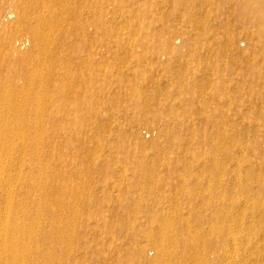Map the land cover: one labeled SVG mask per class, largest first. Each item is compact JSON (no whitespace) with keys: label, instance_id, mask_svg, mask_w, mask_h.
I'll return each instance as SVG.
<instances>
[{"label":"rangeland","instance_id":"obj_1","mask_svg":"<svg viewBox=\"0 0 264 264\" xmlns=\"http://www.w3.org/2000/svg\"><path fill=\"white\" fill-rule=\"evenodd\" d=\"M0 15V96L19 111L0 116L29 125L10 170L27 262L264 264V0H0Z\"/></svg>","mask_w":264,"mask_h":264},{"label":"bare ground","instance_id":"obj_2","mask_svg":"<svg viewBox=\"0 0 264 264\" xmlns=\"http://www.w3.org/2000/svg\"><path fill=\"white\" fill-rule=\"evenodd\" d=\"M23 1V0H22ZM33 1V0H32ZM26 2V1H25ZM29 3V2H28ZM31 3V2H30ZM20 4V3H19ZM21 4H23V2H21ZM24 5V4H23ZM27 5V4H26ZM34 6V5H33ZM23 6H21V9L20 10H22L23 8H22ZM29 7V6H28ZM30 9L32 8V3H31V6L29 7ZM33 9V8H32ZM31 9V10H32ZM28 10V9H27ZM31 12H33V11H31ZM31 12H27L26 13V11L25 12H21L22 14H21V20H23V21H28L29 23H28V25H29V27L31 28V30L33 31V33H34V38H35V41H36V44H38V46H39V44H41L40 42L42 41V46L45 44V43H50V40L53 38V35H52V37H50L51 39L49 40V42H47V40H45L46 38H49L48 36L51 34V33H53V32H51L50 34L48 33L47 34V37L45 36L46 34V22H48V21H46L45 20V18L42 16V17H39L40 15V13L41 12H39V16H37V20H36V25H33L32 24V21L30 20V18H29V15L28 14H30ZM43 14V13H42ZM44 15V14H43ZM1 17H2V15H0V24H1ZM19 17V18H20ZM44 18V19H43ZM48 19V18H47ZM49 20V19H48ZM22 21V22H23ZM46 21V22H45ZM52 22V21H51ZM8 24V23H7ZM47 26H49L48 24H47ZM17 27V26H16ZM51 27V26H50ZM48 28V27H47ZM46 31H45V30ZM50 31H53L52 29L50 30ZM49 31V32H50ZM48 32V31H47ZM18 33L16 32V35H17ZM15 38H16V36H15ZM14 40V39H13ZM16 40V39H15ZM44 40L46 41L45 43H44ZM8 41H10V40H8ZM38 41V42H37ZM9 43V42H8ZM14 43H15V41H14ZM44 43V44H43ZM51 43H52V40H51ZM4 43H2V45H3ZM46 45V44H45ZM45 45H44V47H45ZM48 45V44H47ZM46 45V46H47ZM51 45H53V43L51 44ZM51 45H50V47H51ZM8 47H9V45H7ZM0 47H2L1 45H0ZM36 47V46H35ZM54 47V46H53ZM38 48V47H37ZM40 48V47H39ZM47 48H49V47H47ZM52 48V47H51ZM35 49V48H34ZM41 49H45V48H41ZM41 49H39V51L41 52ZM36 50V49H35ZM50 50H52V49H50ZM45 51L46 50H44V51H42V52H44V54H46V55H44V56H46V57H44V56H42V57H44V58H48V57H52V58H55L56 56H55V54L53 53V52H55L56 51V49H55V51L53 50V52H52V54H50V56H48L47 57V52L48 51H46V53H45ZM51 52V51H50ZM49 52V53H50ZM34 53V52H33ZM37 53V52H36ZM35 53V54H36ZM41 54V53H40ZM37 55V54H36ZM35 55V56H36ZM55 56V57H53V56ZM59 55V54H58ZM32 57H34V56H32ZM50 57V58H51ZM37 59V58H36ZM38 59H40V58H38ZM42 59V58H41ZM40 59V60H41ZM35 60V59H34ZM40 60L39 61H36V62H40ZM49 59H47V61H48ZM51 60H53V59H51ZM64 60V59H63ZM41 61H46L45 59H43V60H41ZM50 61V60H49ZM2 62V61H1ZM31 62V61H30ZM33 62V61H32ZM36 62H34V65H35V63ZM57 62V61H56ZM29 63V62H28ZM27 63V64H28ZM41 63H44V62H41ZM46 63L47 62H45V66H46ZM40 63H38V65H39ZM48 64V63H47ZM51 64V63H50ZM50 64H48V65H50ZM56 64V63H55ZM54 64V65H55ZM5 65V64H4ZM33 65V64H32ZM33 65V66H34ZM43 65V64H42ZM43 65V66H44ZM47 65V66H48ZM51 65H53V64H51ZM50 65V66H51ZM32 66V67H33ZM36 66V65H35ZM34 66V67H35ZM36 67H38V66H36ZM36 67L34 68V70L33 69H30V70H32V72H31V74H30V72H29V78L28 79H31V81H32V83H36V84H38V88H40L41 87V89L40 90H44V92H48L49 91V89L50 88H45V86H44V82H43V78H42V76H43V73H46V72H43V71H45V70H43V71H41V72H43L42 73V76H41V73H40V71H36ZM5 68V67H4ZM31 68V67H30ZM39 68V67H38ZM52 68V67H51ZM50 68V69H51ZM43 69V68H42ZM49 69V70H50ZM55 69V68H54ZM41 70V69H40ZM51 71H52V69H51ZM50 71V72H51ZM40 74H39V73ZM53 73H54V71H53ZM3 74V73H2ZM25 74V73H24ZM49 74V73H48ZM26 75V74H25ZM47 75V74H46ZM45 75V76H46ZM51 76H53V75H51ZM51 76H49V77H51ZM28 77V76H27ZM44 77V76H43ZM65 77H66V75H65ZM47 78H48V76H46V79L45 80H47ZM52 78V77H51ZM54 78H52V80H53ZM61 79V78H60ZM65 79V78H64ZM27 80V79H26ZM49 80V79H48ZM27 81H29V80H27ZM31 81L30 82H28L29 84H27V82L25 81V83L27 84V86H30L31 84ZM44 83V84H43ZM35 84V85H36ZM48 84H50V80H49V82H48ZM47 84V86H49ZM12 85V84H11ZM52 85V84H51ZM6 86V85H5ZM40 86V87H39ZM9 87V86H8ZM33 87V86H32ZM49 87H51V89H52V87H53V85L52 86H49ZM4 88V87H3ZM15 88V87H14ZM11 89V87L9 88V90ZM17 89V88H16ZM19 89V88H18ZM17 89V90H18ZM21 89V88H20ZM30 89H32V88H30L29 87V90ZM5 90H7V88H5ZM23 91H24V88L22 89ZM29 90H28V92H29ZM40 90H39V92H40ZM1 91V90H0ZM3 91H4V89H3ZM16 91V90H15ZM27 91V90H26ZM25 91V92H26ZM5 92V91H4ZM3 92V93H4ZM7 92H8V90H7ZM9 92H11V90L9 91ZM18 92V94H20V96H22L23 94L22 93H19L20 91H17ZM17 92H15V94H17ZM22 92V91H21ZM31 92H32V90H31ZM43 92V91H42ZM47 92H46V94H47ZM3 93H2V95H3ZM11 93H13V92H11ZM33 93V92H32ZM50 92H48V96H49V98H51L50 97V94H49ZM5 94H7V93H5ZM14 94V96H16ZM17 94V95H18ZM45 93H44V95H46ZM0 96V104L4 101L3 99H4V95L3 96ZM8 95H9V93H8ZM7 95V97H5L6 99H5V101L7 102V104H6V102L4 101V104H6L7 106H5L6 107V109L8 108V111L11 109H9V107L11 106L9 103H11L12 104V101L11 102H9L11 99L9 98V96ZM12 95V94H11ZM11 95H10V97H11ZM30 95V94H29ZM26 96H28L27 94L26 95H23V97L25 98ZM42 96V95H41ZM47 96V97H48ZM13 97V96H12ZM11 97V98H12ZM18 97V96H17ZM17 97L14 99V101H18V100H21V105H23L22 107V109L24 110V104L22 103V99H23V97L22 98H20V99H17ZM27 98H29V97H27ZM27 98H25L26 100V102L28 101L29 102V99L27 100ZM39 99V98H38ZM37 99V101H39L40 99H41V97H40V99L38 100ZM47 99V98H46ZM31 101V100H30ZM47 101H48V99H47ZM46 101V102H47ZM44 102V101H43ZM45 102V105H47V103ZM15 103V102H14ZM14 103H13V106L12 107H14ZM3 104V105H4ZM25 104H27V103H25ZM41 104V102L38 104V106ZM2 105V104H1ZM0 105V106H1ZM16 105V104H15ZM20 105V104H19ZM20 105V106H21ZM44 105V106H45ZM42 106V105H41ZM19 107V106H18ZM17 107V108H18ZM46 107V106H45ZM44 107V108H45ZM1 109H0V111L1 110H3L2 109V107H0ZM15 109V112L16 113H18L17 111H16V107H14ZM20 108V107H19ZM26 108V107H25ZM39 108H41L40 106H39ZM5 109V108H4ZM21 109V108H20ZM20 110V113H21V111H23V110ZM43 109V108H42ZM11 110H13V108L11 109ZM14 110L12 111L13 113H14ZM5 113H6V111H4ZM3 113V112H2ZM13 113H11V114H13ZM1 114V113H0ZM4 114V113H3ZM10 114V113H9ZM23 115L25 114V113H22ZM17 115V114H16ZM1 116H3L2 114H1ZM0 116V117H1ZM25 118V117H24ZM24 122H26V123H24L23 121H15L16 119L15 118H13V117H10L8 114H7V116L6 117H1L0 118V192H1V194H0V264H28L29 262H27L28 260L29 261H31V259H28L27 258V252H28V250H27V248L30 246V244L33 242V239H35V241H37V235H36V237L34 238L33 236H34V234H33V230L34 229H32V232H30L31 230L29 229V234H28V236H23V238L20 240V236L19 235H21L22 233H23V231L24 230H22V232H21V234H20V228L19 227H21V225L24 227V225L21 223L22 221H20L19 220V218L21 217V216H18L17 214H16V216L15 215H13V213L14 212H11V210H12V206H13V203L15 204V202H13V199H17V198H14V197H16L15 195H18L19 194V182L20 181H22L21 180V175H22V172L21 171H19V172H17L18 173V175H20V177L19 178H14V175L12 174V172L14 171V166L16 165V164H14V157H13V155H15V156H17V155H23L24 153H25V151H26V145L28 144V143H26L27 142V138H28V134H29V132H28V130H29V125H28V122L26 121V119H23V118H21ZM12 120H14V121H12ZM39 123V122H38ZM37 125V124H36ZM37 127V126H36ZM40 128H41V130H42V127L40 126ZM36 130V129H35ZM38 130V129H37ZM40 133L42 134V131H40ZM37 136V135H36ZM42 136V135H41ZM39 137V136H38ZM37 137V138H38ZM18 139H20V144H15L16 142H17V140ZM40 139V138H39ZM38 140V139H37ZM36 140V138H35V141H37ZM41 140V139H40ZM28 141H29V139H28ZM38 142V141H37ZM37 142H32L31 143V145L32 146H34V149L32 150L33 151V157H36V158H38V163H40L41 164V162H42V160H41V158H40V152H39V148H38V144H37ZM17 143H19V141L17 142ZM10 153H12L11 155H10ZM26 153H27V151H26ZM8 154L10 155V157L8 156ZM25 156H26V154H24ZM19 156H17V157H19ZM16 158V157H15ZM25 158V157H24ZM19 159V158H18ZM23 161H24V159H22ZM21 160V161H22ZM35 160H37V159H35ZM16 161V160H15ZM20 161V160H19ZM18 161V162H19ZM20 161V162H21ZM22 161V162H23ZM18 162H17V166L16 167H18ZM19 162V163H20ZM35 162V161H34ZM16 163V162H15ZM24 163V162H23ZM4 165V166H3ZM22 165V167L25 165V163H24V165L23 164H21ZM20 165V166H21ZM2 167H5V168H3L2 169ZM22 167L21 168H18L19 170L20 169H22ZM31 167V166H30ZM17 169V168H16ZM25 169V168H24ZM10 170L12 171V172H10ZM31 170V169H30ZM18 171V170H17ZM32 171V170H31ZM15 173H16V171H15ZM30 176H31V174H30ZM29 176V177H30ZM15 177H17V176H15ZM32 177V176H31ZM25 178V177H24ZM31 179V178H30ZM31 180H33V179H31ZM28 183V182H27ZM25 185V184H24ZM45 185V184H44ZM22 186V185H21ZM34 186H37V189L39 190V189H41V190H43V185H41V183L39 182V180L34 184ZM28 187V186H27ZM29 189H30V187H28ZM21 189V188H20ZM44 189H45V187H44ZM52 189V188H51ZM50 189V190H51ZM25 191V190H24ZM29 191V190H28ZM49 191V190H48ZM62 191V190H61ZM50 192V191H49ZM16 193H18V194H16ZM32 193V192H31ZM23 194H25V193H23ZM22 195V194H21ZM48 196H49V193L46 191V190H44V196H43V198L44 199H42V200H44V204L46 203L45 201H47L48 202ZM28 198V197H27ZM26 198V199H27ZM49 200H50V197H49ZM18 201V200H17ZM25 202V201H24ZM39 202H40V200H39ZM59 203H61V202H59ZM247 203V202H246ZM20 204L22 205V203L20 202ZM17 205H19L18 204V202H17ZM29 205V204H28ZM38 205V204H37ZM61 205H63V204H61ZM61 205H60V208H61ZM26 206L27 205H25V206H23V207H25L24 209H26ZM44 206V205H43ZM54 206H56V205H54ZM20 207H22V206H20ZM45 207V206H44ZM38 208V207H37ZM36 208V209H37ZM50 208H51V206H50ZM49 209V208H48ZM15 210H16V208H15ZM21 210V209H20ZM50 210V209H49ZM57 210H58V208H57ZM59 210H61V209H59ZM37 211V210H36ZM42 210H40V212H41ZM15 212H17V211H15ZM18 212H20L19 210H18ZM17 212V213H18ZM24 212L26 213V211L24 210ZM33 212V211H32ZM51 212V211H50ZM24 213V214H25ZM37 213H39V211L37 212ZM47 213H48V211H47ZM19 214V213H18ZM24 214H23V217H24ZM26 215V214H25ZM34 215H35V213H34ZM39 216H41L42 217V215L40 214ZM38 215L36 216V218H37V220H36V225H37V229L39 230L40 228H39V226H38V222H39V217ZM26 217V216H25ZM29 217H30V215H29ZM28 218V217H27ZM26 218V219H27ZM25 219V218H24ZM26 219L24 220V221H26ZM30 219V218H29ZM18 220L20 221V223L18 222ZM34 220V221H35ZM58 221L60 220V218L59 219H57ZM23 221V222H24ZM27 221H28V219H27ZM38 221V222H37ZM58 221H55V222H58ZM60 222V221H59ZM58 222V223H59ZM240 222V221H239ZM30 223V222H29ZM243 223V222H242ZM241 223V224H242ZM21 224V225H20ZM25 224V223H24ZM30 224H32V223H30ZM29 224V225H30ZM239 224V223H238ZM26 225V224H25ZM29 225H28V227H29ZM55 225V224H54ZM33 226V225H32ZM32 226H30V228H32ZM56 226V225H55ZM42 227V226H41ZM27 228V227H26ZM22 229H24V228H22ZM38 230H36V227H35V233L37 234V232H38ZM37 231V232H36ZM28 232V231H27ZM19 234V235H18ZM53 234V233H52ZM23 235V234H22ZM21 235V236H22ZM163 236V235H162ZM161 236V237H162ZM151 237H153L152 235H151ZM150 237V238H151ZM161 237L159 238V239H161ZM171 237V236H170ZM175 237V236H174ZM176 238V237H175ZM242 238H244V237H242ZM52 239V238H51ZM54 239V238H53ZM171 240H172V238H171ZM166 240L165 239V237L163 236L162 237V239L159 241V243L161 244L160 245V252L163 254V255H170L171 254V251H170V249H169V247H168V243H167V241H169L170 243H173V242H175L174 240ZM239 240V238H236V237H234L233 239H232V241H233V243H236L237 241ZM52 241V240H51ZM50 241V242H51ZM54 241V240H53ZM176 242H177V239H176ZM34 243V242H33ZM38 243V242H37ZM40 243V242H39ZM53 243V242H52ZM52 245V244H51ZM43 246V245H42ZM157 246H158V244H157ZM38 247V246H37ZM32 248H34V247H32L31 246V249ZM41 248V247H40ZM24 249V254L23 255H21V251ZM29 249V248H28ZM157 249H158V247H157ZM27 250V251H26ZM33 250H36V249H33ZM31 251V253L32 252H34V251ZM40 250H42V248L40 249ZM55 251V250H54ZM41 252V251H40ZM56 252V251H55ZM55 254V253H54ZM28 255L30 256V254H29V252H28ZM32 255V254H31ZM43 255V254H42ZM158 255V254H157ZM31 258V257H30ZM44 258V257H43ZM45 259V258H44ZM52 259V258H51ZM156 259V258H155ZM161 259H159L158 261H160ZM33 262V261H32ZM154 263H157V262H154ZM30 264V263H29ZM159 264H161V262H159Z\"/></svg>","mask_w":264,"mask_h":264}]
</instances>
